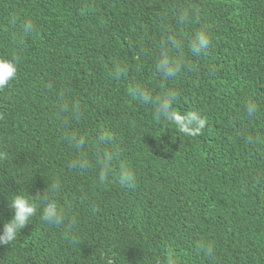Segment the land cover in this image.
<instances>
[{
  "label": "trees",
  "instance_id": "16d2710c",
  "mask_svg": "<svg viewBox=\"0 0 264 264\" xmlns=\"http://www.w3.org/2000/svg\"><path fill=\"white\" fill-rule=\"evenodd\" d=\"M169 35L172 78L156 69ZM0 58L18 59L0 89V231L14 195L37 204L0 264H264V0H0ZM138 89L175 91V121L204 127L157 120ZM44 193L62 225L41 220Z\"/></svg>",
  "mask_w": 264,
  "mask_h": 264
},
{
  "label": "clouds",
  "instance_id": "9594fccd",
  "mask_svg": "<svg viewBox=\"0 0 264 264\" xmlns=\"http://www.w3.org/2000/svg\"><path fill=\"white\" fill-rule=\"evenodd\" d=\"M188 18L187 12H183L179 15L181 22L187 21ZM24 29L26 32H31L33 26L31 23H26ZM210 46L211 37L208 34V30L205 28L197 30L190 41V51L192 55L196 57L206 55ZM179 47L180 44L178 40L174 36L169 35L166 40V48L162 51L156 65V69L161 76L172 78L181 71L183 65L180 60L171 59L167 51V49H179ZM124 72H126V68L117 66L115 72L117 76L124 74ZM17 74V58H0V89L8 86L17 77ZM137 91L144 103L154 105L155 118L157 120L176 122L179 130L188 135H197L204 127V120L195 114H189L183 121H175V115L172 111V104L177 95L175 91L169 90L156 98H153L151 94L145 92L143 89H138ZM245 108L249 116L256 115L257 105L255 103L249 102L246 104ZM69 110V105L64 104L61 106L62 112H67ZM71 111L75 116L79 117L80 109L78 106H72ZM101 139H103V137ZM70 142L74 143L77 147H80L85 143L83 139H77L74 136L70 138ZM106 159L110 160L111 155L106 154ZM119 179L122 185L128 187L133 186L135 182L134 174L131 171H122ZM99 180L101 183L108 180V173L104 168H102L99 173ZM58 187V184L51 185L53 193ZM40 197L43 203L42 214L40 217L41 220L53 226L62 225L66 220L65 210L58 205L57 201L51 195L44 193ZM8 207L14 210V215L10 220L5 221L2 231H0V245H11L16 241L17 234L20 233V230L29 224V222H31L32 217L37 213V204L27 196L21 194L14 195L13 198L9 200ZM72 223H75V221H72ZM205 250L208 254H212L213 249L211 246H205ZM167 264H174L171 256L168 257Z\"/></svg>",
  "mask_w": 264,
  "mask_h": 264
}]
</instances>
